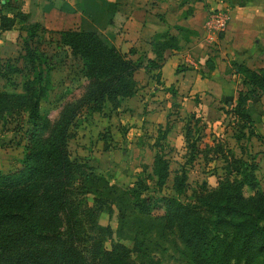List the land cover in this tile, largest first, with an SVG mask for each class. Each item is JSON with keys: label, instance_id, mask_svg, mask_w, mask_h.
<instances>
[{"label": "trees", "instance_id": "16d2710c", "mask_svg": "<svg viewBox=\"0 0 264 264\" xmlns=\"http://www.w3.org/2000/svg\"><path fill=\"white\" fill-rule=\"evenodd\" d=\"M118 2L74 1L72 10L80 13L78 24L61 30L59 43L77 59L86 84L77 98L63 104L53 120L39 109L40 100L50 89L44 74L45 57L38 46L29 43L43 28V5L65 12L69 7L65 0H28L26 11L0 13L1 31L18 23L25 32L23 59L30 73L20 90L0 89V117L15 121L14 131H23L20 157L0 150V157L11 162L8 170L0 171V264H159L152 258L133 260L130 249L122 243L103 246L102 238L110 234V227L98 224L97 216L102 210L110 212L112 201L119 196V202L136 213H158L163 227L173 229L187 248L191 264H264V191L256 187L253 159L232 151L226 154L217 144L218 157L224 161L222 174L213 186L202 185L188 199L182 196L184 171L173 176V192L162 191L169 170L159 150L152 155L149 172L125 185L120 194L85 159L70 155L67 140L74 135L83 113L99 112L106 103L110 108L118 107L122 98L133 95L134 72L142 66L146 71L156 69L159 81L163 51L180 48L176 35L155 32L149 40L152 57L146 55L143 65L144 52L133 58L129 55L133 48L128 53L120 50L111 41L121 32L125 18ZM175 28L182 36L193 32L179 25ZM205 64L213 67L208 59ZM186 68L175 66V72ZM14 69L0 59V77L7 79ZM224 71L238 75L242 85L233 103L225 101L242 130L255 124L249 102L264 94V67L251 68L243 61L228 59ZM189 133L188 127L185 140L189 150L202 152ZM250 134L254 135L251 128L245 132ZM11 137H1L0 145ZM245 188L252 192L245 195ZM85 229L97 234L90 263L76 243L77 233Z\"/></svg>", "mask_w": 264, "mask_h": 264}, {"label": "rangeland", "instance_id": "374dc122", "mask_svg": "<svg viewBox=\"0 0 264 264\" xmlns=\"http://www.w3.org/2000/svg\"><path fill=\"white\" fill-rule=\"evenodd\" d=\"M74 1L65 0L69 7L66 13H76L79 17V11L72 10ZM26 6V0H0V13L12 14L17 9L26 11ZM118 7L126 13V6L121 0ZM50 8L53 7L46 4L42 6L43 16ZM64 18L48 13L47 26L43 25L29 43L30 46H38L45 57L44 74L50 81V89L40 100L39 109L51 120L57 117L64 103L80 95L86 84V79L79 72L77 59L72 58L66 47L59 43V32L76 27L79 18ZM60 19L66 20L67 24L60 25ZM57 20L58 23L54 22ZM119 33L111 41L127 53L129 48H138L139 53L144 51L141 54L143 65L148 46L143 45L145 50L140 46L132 47L128 45L129 39ZM24 38L25 32L18 28V23L9 30H0V59L16 68L8 72L7 79L0 77V89L18 91L22 80L30 75L29 66L23 59ZM215 44L213 42L210 47ZM198 63L200 61L196 59L195 64ZM183 65L186 66L179 61L176 63L179 67ZM155 72L156 69L146 71L143 66L138 68L135 71L133 95L122 98L118 107L110 108L106 103L99 112L83 113L74 129V135L67 140L70 155L85 159L120 194L125 185L149 172L152 155L159 150L167 160L169 170L162 191L173 192V176L184 171L185 191L182 196L189 199L202 185L213 186L216 178L222 174L224 161L216 152L218 144L226 154L232 151L237 156L253 159L256 187L264 191V100L258 104L253 98L250 99L255 124L241 130V122L229 113V105L225 103L226 100L233 103V96L238 87H242L241 84L235 85V80H226L228 84L233 83L228 93H220L215 86L206 85L196 91H181L182 87L172 82L175 72L172 63L164 68L165 74L171 77L167 80L168 87L164 85L162 72L159 71L160 83L156 80ZM153 83L158 87L152 88ZM14 124L15 121L0 117V138L12 134L10 141L0 145V150L2 154L17 158L22 155L23 131H14ZM165 126L167 128L163 136L159 137ZM188 127L190 140L194 139L202 152H191L187 147L185 133ZM250 128L254 135H245ZM235 136L239 138L235 139ZM205 146L211 147L208 149ZM10 164L9 158H0V171L8 170ZM251 192L248 188L244 189L245 195ZM120 198L112 201L110 212L102 210L97 216L98 224L110 227V234L102 238L103 246L116 242L125 244L135 261L152 258L158 259L159 264H191L187 248L173 229L163 227L157 217L158 213H136L126 203L119 202ZM77 234L76 243L90 263L96 243L93 238L97 234L91 229Z\"/></svg>", "mask_w": 264, "mask_h": 264}, {"label": "crops", "instance_id": "0c3cea01", "mask_svg": "<svg viewBox=\"0 0 264 264\" xmlns=\"http://www.w3.org/2000/svg\"><path fill=\"white\" fill-rule=\"evenodd\" d=\"M26 1L25 10L28 7V0ZM67 1L72 2L74 0ZM121 1L124 7L126 6V13H124L123 29L119 34H123V37L129 39L128 45L140 46L141 48L146 45L148 46L146 55L152 57L149 40L153 33L168 32L178 37L180 48L165 49L162 53V59L159 61L161 76L164 78V85L166 86L167 80L171 77L165 74L164 68L169 63L175 67L178 61L187 66L186 69L174 72L172 77V82L182 87L181 91L191 89L196 91L206 85L215 86L220 93H228L233 83L232 85L231 82L228 84L226 80H235V85L240 84L238 75L231 71H224L228 59L243 61L251 68L264 67V0ZM212 9L226 12V28L223 32L218 33L213 40L206 37L207 31L205 29L208 14ZM64 12L54 7L50 8L44 12L43 25L47 26L48 13L65 17L64 19L74 18L75 20L79 18L76 13L67 14ZM64 19L54 22L58 23L59 21L60 25L63 26L67 24ZM175 25L193 32L182 36L178 33ZM213 42L216 44L210 47ZM133 54L135 55L133 56ZM138 54L137 48L130 56L134 58ZM196 59L200 63L195 64ZM206 59L212 62L213 67L211 69L206 66ZM187 61L193 65L188 64ZM151 87L157 88L158 86L153 83ZM233 97L235 99L236 95ZM252 100H256L259 104L264 100V94L253 97Z\"/></svg>", "mask_w": 264, "mask_h": 264}, {"label": "built area", "instance_id": "2783aa9c", "mask_svg": "<svg viewBox=\"0 0 264 264\" xmlns=\"http://www.w3.org/2000/svg\"><path fill=\"white\" fill-rule=\"evenodd\" d=\"M226 28V12L224 10L212 9L210 10L206 23V37L208 39H215L218 33L223 32Z\"/></svg>", "mask_w": 264, "mask_h": 264}]
</instances>
